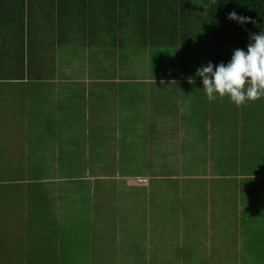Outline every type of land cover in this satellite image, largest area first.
<instances>
[{
    "label": "crops",
    "instance_id": "crops-1",
    "mask_svg": "<svg viewBox=\"0 0 264 264\" xmlns=\"http://www.w3.org/2000/svg\"><path fill=\"white\" fill-rule=\"evenodd\" d=\"M192 4L0 0V264H264V97L207 98Z\"/></svg>",
    "mask_w": 264,
    "mask_h": 264
},
{
    "label": "clouds",
    "instance_id": "clouds-1",
    "mask_svg": "<svg viewBox=\"0 0 264 264\" xmlns=\"http://www.w3.org/2000/svg\"><path fill=\"white\" fill-rule=\"evenodd\" d=\"M229 19L244 24L248 17L229 13ZM251 43L235 49L231 59L214 65L209 62L196 70L209 100L228 97L237 106L264 97V32L251 34Z\"/></svg>",
    "mask_w": 264,
    "mask_h": 264
},
{
    "label": "trees",
    "instance_id": "trees-1",
    "mask_svg": "<svg viewBox=\"0 0 264 264\" xmlns=\"http://www.w3.org/2000/svg\"><path fill=\"white\" fill-rule=\"evenodd\" d=\"M157 0H143L145 6H153ZM180 0H177V6ZM181 6V5H180ZM192 6H209L214 14L219 13L224 22V29L233 45L246 51L251 43V34L264 32V0H194ZM249 18L244 24L229 19V13Z\"/></svg>",
    "mask_w": 264,
    "mask_h": 264
},
{
    "label": "built area",
    "instance_id": "built-area-1",
    "mask_svg": "<svg viewBox=\"0 0 264 264\" xmlns=\"http://www.w3.org/2000/svg\"><path fill=\"white\" fill-rule=\"evenodd\" d=\"M144 182V180H140V183H143Z\"/></svg>",
    "mask_w": 264,
    "mask_h": 264
}]
</instances>
